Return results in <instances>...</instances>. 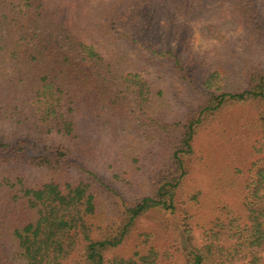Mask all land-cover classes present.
Returning a JSON list of instances; mask_svg holds the SVG:
<instances>
[{
  "label": "trees",
  "instance_id": "1",
  "mask_svg": "<svg viewBox=\"0 0 264 264\" xmlns=\"http://www.w3.org/2000/svg\"><path fill=\"white\" fill-rule=\"evenodd\" d=\"M62 1L0 0V264H264V70L216 26L211 52L182 32L229 18L264 48V0H72L77 34ZM126 47L168 68L129 65ZM169 75L191 93L178 108ZM130 97L161 131L160 156L135 183L107 182L90 142L134 121ZM206 133L247 151L213 172L210 194L187 183Z\"/></svg>",
  "mask_w": 264,
  "mask_h": 264
},
{
  "label": "rangeland",
  "instance_id": "2",
  "mask_svg": "<svg viewBox=\"0 0 264 264\" xmlns=\"http://www.w3.org/2000/svg\"><path fill=\"white\" fill-rule=\"evenodd\" d=\"M81 1L83 3V0ZM62 4L64 6L65 15L70 19L69 26L73 28L75 34L79 33V14L82 9L80 11L78 7L79 4L72 0H63ZM83 6L85 7L84 4ZM207 18L208 17H201L196 20L195 23L191 25V31H182L187 39H190L189 45L192 52H211L213 50L212 47L216 45V42L208 38L207 35V32L211 35L215 32L213 27L209 28V26L212 25L216 26V32H222L223 30L222 33L226 36L225 41L232 42V50L239 54L243 60H245V58L247 60H257L253 62L262 65V69L264 70V48L250 43L240 26H234L233 28L228 27L227 21L229 18L222 17L218 20L214 18H209V20H207ZM64 51L66 50L64 49ZM125 52L127 54L123 62L129 63V65L134 63H138V65L143 64L147 65L150 70L154 68L166 70V68H168V64H165L162 59L151 56L141 50L135 51L130 47H126ZM244 62L247 63L249 61ZM208 64L209 67L216 69L219 62L211 61L208 62ZM87 67L94 72L90 65H87ZM142 67L145 69V66ZM167 72H169V70ZM169 73L172 74L171 72ZM173 76L169 75L162 79L161 89L166 91L164 95H167L172 101L173 106L178 108L181 106V102L189 101L191 93L188 91L187 87L180 84ZM132 99L133 97H130L131 101ZM130 114L134 116V121H125L127 125L124 129L119 128L115 137L105 134L102 135L101 132L95 131L93 139L90 142L92 151L89 154V161L93 164L92 169H95L99 177H104L107 182L113 180V175H117L120 180H123V183H135L138 181L139 177L143 176L147 168L152 165L155 158L160 156V150L157 146L160 143L161 131L156 132L155 128L152 127L153 123L148 120L147 115L137 108L135 99H133L130 105ZM240 131L246 132V129L243 128ZM199 144L198 150L203 153L200 155L204 158L202 159V163L204 162L205 168H198L189 179L187 178V183L189 182L191 185L190 187H196L205 194H210L213 191V172H220L221 167L227 163L234 150H236L235 154L239 151L237 157L239 159L241 156L240 150L246 151V148L240 145L238 140L227 142L226 139L220 136L216 137L214 134L210 133H206L200 139ZM250 161L256 160L251 158ZM211 166H213V168H211ZM248 169L247 167L242 170V168L238 166L232 169V171L236 176L241 175V173H246V176H248ZM117 183L118 186L115 188L124 191V186L119 183V180ZM142 192L143 190L138 186L133 191L131 197H133L134 194H137L134 196L137 197ZM237 192L238 190H232L231 192L225 193L224 197L228 200L232 198L233 194L237 195ZM131 197L126 196L127 199ZM235 204L236 203H232L226 207L229 211H232L231 206Z\"/></svg>",
  "mask_w": 264,
  "mask_h": 264
}]
</instances>
